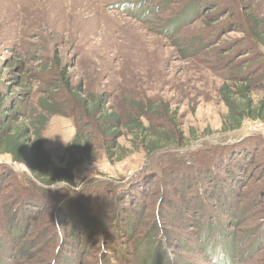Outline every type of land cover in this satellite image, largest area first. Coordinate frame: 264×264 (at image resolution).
<instances>
[{
	"label": "trees",
	"instance_id": "1",
	"mask_svg": "<svg viewBox=\"0 0 264 264\" xmlns=\"http://www.w3.org/2000/svg\"><path fill=\"white\" fill-rule=\"evenodd\" d=\"M209 5L167 0L162 5L167 15L159 18L161 32L176 34L198 20L204 7L211 16L218 6ZM253 5L236 0L229 6L228 21L208 24L196 31L197 39V33H188L177 40L183 43L184 55L203 52V61L212 56L214 65L227 73L219 88L228 109L222 117L223 135L252 123L264 125V16ZM226 24L241 36L220 41ZM203 36L210 39L201 41ZM199 39L201 47H193ZM215 43L225 45L213 48ZM207 45L211 54L201 51ZM49 85L54 96H45L40 109L31 110L29 94L25 99L11 97L0 76V157L8 156L26 170L17 173L0 163V264L9 259L13 264H165V248L174 251L176 264H196L197 256L205 260L204 242L212 234L222 238L223 247L210 264H264V188L248 187L251 166L257 164L255 145L264 144L263 134L250 132L232 138L238 143L190 151L177 114L164 100L154 105L137 102L127 114L109 107L102 95L88 96L69 80ZM62 109L74 117L77 130L65 156L55 163L44 148L43 131ZM123 138L129 146L121 143ZM140 152L163 167L147 170V177L134 185L118 189L89 183L76 192L74 172L85 162L103 156L119 162ZM259 163L257 171L264 176V158ZM156 177H164L165 183L161 197L151 205L149 179ZM128 188L137 200H124L117 212L110 199L129 193ZM179 219L184 223L177 228Z\"/></svg>",
	"mask_w": 264,
	"mask_h": 264
},
{
	"label": "rangeland",
	"instance_id": "2",
	"mask_svg": "<svg viewBox=\"0 0 264 264\" xmlns=\"http://www.w3.org/2000/svg\"><path fill=\"white\" fill-rule=\"evenodd\" d=\"M152 1L0 0L1 82L8 87L11 97L25 99L28 93L31 110H39L40 100L56 93L49 84L57 80H69L75 87L81 85L88 96L102 95L103 100L109 101V107L127 114L137 102L153 101L154 105L155 101L164 100L177 114L178 123L189 139V150L200 149L199 153L206 151L207 146L238 143L232 138L250 132L264 136L261 123L248 124L242 131L223 135L222 117L228 109L220 99L219 88L227 73L214 65L212 56L203 61V52H200L202 56L184 55L183 43L177 41L188 33L206 29L210 23L228 21L229 6L236 0H198L206 1L207 6L213 2L218 7L211 10V16L205 15L207 9L204 7V14L198 20L174 35L162 33L159 24V18L167 15L166 8L163 9L167 0H157L153 5ZM250 1L254 10L264 16V0ZM148 6H151L150 10ZM233 11L239 17L242 15L237 8ZM228 24L222 26L220 41L241 36L229 30ZM199 34L194 38L197 39ZM202 38L193 43V47L200 48V42L208 39L206 36ZM218 45L225 44L215 43L213 48ZM201 51L212 53L211 46ZM47 69L52 70L50 74ZM61 112L50 118L43 131L44 148L55 163L65 156L66 147L77 130L74 117L63 109ZM121 143L129 146L124 138ZM255 146H258L257 164L251 166L248 187L261 189L264 188V176L262 170H257L264 158V144ZM156 160H149L140 152L119 162H111L104 156L85 162L74 172V188L79 193L89 183L115 185L118 189L134 185L142 177H147V170L163 167ZM0 163L7 164L17 173H26L24 167L12 163L8 156H1ZM163 178L149 179L151 193L149 191L147 196L151 205L153 200L161 197ZM129 191L128 188L126 192ZM133 199L137 200L129 192L110 200L120 212L122 202H133ZM176 201L175 197L171 203L173 209ZM260 201L261 209L264 208V195ZM153 208L149 210L153 212ZM182 223L183 220L179 219L176 227ZM1 224L0 245L4 243ZM193 261L206 264L198 256ZM13 262L12 259L7 261L8 264ZM134 264L141 263L136 261Z\"/></svg>",
	"mask_w": 264,
	"mask_h": 264
},
{
	"label": "clouds",
	"instance_id": "3",
	"mask_svg": "<svg viewBox=\"0 0 264 264\" xmlns=\"http://www.w3.org/2000/svg\"><path fill=\"white\" fill-rule=\"evenodd\" d=\"M223 247L222 238L217 234L212 236L204 242L203 257L206 260V264H210L211 257L217 254V249ZM165 264H176V256L174 251L167 248L164 249Z\"/></svg>",
	"mask_w": 264,
	"mask_h": 264
},
{
	"label": "built area",
	"instance_id": "4",
	"mask_svg": "<svg viewBox=\"0 0 264 264\" xmlns=\"http://www.w3.org/2000/svg\"><path fill=\"white\" fill-rule=\"evenodd\" d=\"M19 166H21V165H19ZM21 167H23V166H21Z\"/></svg>",
	"mask_w": 264,
	"mask_h": 264
}]
</instances>
